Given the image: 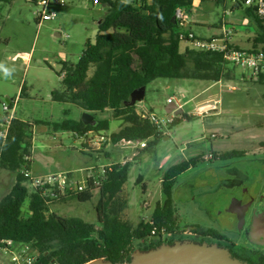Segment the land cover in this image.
<instances>
[{"label": "rangeland", "instance_id": "1", "mask_svg": "<svg viewBox=\"0 0 264 264\" xmlns=\"http://www.w3.org/2000/svg\"><path fill=\"white\" fill-rule=\"evenodd\" d=\"M65 1L66 7L58 8L55 20L40 25L36 21V7L27 0L2 2L0 63L12 72L5 77L0 71V112L3 103L18 98L16 116L26 123L61 122L65 119L85 123L108 120L110 130L105 133L112 135L123 126V121L114 118L112 110L86 112L77 105L52 99L54 91L63 90L59 75L61 62H78L87 43L96 40L99 33L97 21L107 13L106 8L93 5L90 0ZM227 9L233 10L232 0L227 2ZM224 11L223 3L214 5L208 2L193 11L191 20H201L202 16L214 23L224 17L227 22L236 19L238 29L243 31L239 34L244 33L245 36V29L240 26L245 12L240 10L224 16ZM240 44L242 48L249 49L244 41ZM186 46L182 42L181 50L185 51ZM233 67L230 65L233 78L223 80V88L217 85L208 89L213 82L201 80L157 79L148 85L145 99L136 104L138 112L152 114L162 122L165 137L132 163L125 186L129 200L125 215L133 226L144 219L149 220L156 204L164 200L162 179L167 169L192 157H199L197 165L177 178L173 194L179 233L183 236L184 232L194 234L195 227L207 228L208 217L217 214L222 202L228 200L226 197H250L263 188L264 84L258 78L253 79L251 70ZM169 99L174 103L180 102L182 106L187 103L184 111L194 118L169 114ZM215 101L220 102L218 110L199 114L198 105L202 107ZM173 117L179 119L178 123L163 125ZM32 143L35 154L32 168L37 177L67 172L83 182L92 168L107 165L110 159L121 162L139 156L135 149H120L113 144L104 145L101 151L87 150L83 141L76 139L72 132L55 133L48 126L42 129L35 126ZM232 151L243 152L244 156L223 161L211 155ZM140 176L148 185L146 193L142 184L137 183ZM12 183L13 175L0 171V202ZM24 185L34 192L29 180ZM98 202L99 193H96L89 202L58 200L51 203L50 208L51 212L62 216L97 223ZM29 203L30 198L26 200L25 209Z\"/></svg>", "mask_w": 264, "mask_h": 264}, {"label": "trees", "instance_id": "2", "mask_svg": "<svg viewBox=\"0 0 264 264\" xmlns=\"http://www.w3.org/2000/svg\"><path fill=\"white\" fill-rule=\"evenodd\" d=\"M194 1L152 0L151 3L139 4L136 0L130 3L125 0H101L107 13L98 24L96 40L87 43L76 64L61 62L62 72L59 75L63 90L54 91L52 99L77 105L86 112L112 110L114 118L123 121L120 130L111 135L113 142L122 139L148 141V146L140 150L133 161L141 158L165 136L163 129L148 118L150 114L138 112L136 104L124 105L132 92L142 87L147 89L157 79L218 83L233 78V70L223 55L189 48L181 51L182 41L173 18L178 8H184L191 14ZM226 1L216 0L219 4ZM235 6L239 7V4ZM245 15L257 31L250 52L264 49V22L252 8H247ZM258 81L264 84L263 72L259 74ZM183 117L194 118L185 112ZM178 121L175 117L170 126ZM35 126H48L55 133L72 132L81 136L110 130L108 120L85 123L65 119L29 124L16 118L5 143L0 140V171L13 175V183L0 202V240L31 245L41 253L39 264H88L100 258L129 264L135 251L157 248L163 244L164 238L178 234L180 228L173 199L174 188L177 178L197 165L199 157H192L167 169L162 179L164 200L156 204L149 220H142L136 227L125 215L129 204L125 186L133 161L125 166H114L106 173V179L98 190V222L88 223L80 218L51 212L49 199L36 188L30 192L24 185L28 179L23 170L32 171L33 161L27 162L26 157L33 154ZM211 155L225 161L243 157L244 153L232 151ZM143 180L140 176L137 183L142 184L146 193L148 185ZM95 195L96 189L78 195L69 194L59 201L85 203ZM28 198L30 203L25 209ZM194 231L205 233L199 228H194ZM151 238L158 239L159 243L148 247L145 242ZM174 243L171 241L168 244Z\"/></svg>", "mask_w": 264, "mask_h": 264}, {"label": "built area", "instance_id": "3", "mask_svg": "<svg viewBox=\"0 0 264 264\" xmlns=\"http://www.w3.org/2000/svg\"><path fill=\"white\" fill-rule=\"evenodd\" d=\"M36 7V21L38 25L43 22L53 21L58 16V8L66 7L65 0H27ZM93 5L102 6L101 0H90ZM139 4L151 3L152 0H136ZM234 4H239L246 8H252L256 11L258 17L264 22V0H232ZM190 12L184 8H178L175 13L177 32L182 42L191 45L192 49L201 52L219 53L223 55L224 60L236 67L245 70H251L253 79H257L259 74L264 71V49L257 52L245 51L237 48L233 43V30L228 26L223 27V34L218 38L204 39L198 37L190 30L191 16ZM68 39L69 36L67 35ZM11 59V57H9ZM13 60V59H12ZM232 90H237L231 87ZM171 104H176L182 107L180 102L174 103L173 99H169ZM18 98L9 103L2 104V112H0V140L5 143L10 132L13 121L17 118L16 106ZM220 102L216 101L213 104H208L198 108L199 114H204L207 111L218 110ZM148 118L151 122L162 128V122L154 115L150 114ZM174 120V117L167 120L163 125L168 126ZM76 139L82 140L84 149L101 151L103 146L113 144L120 149L132 148L138 151L145 149L148 146V141L127 140L122 139L118 142H113L111 135L105 132H89L84 135L74 134ZM137 156H135L136 158ZM134 158V159H135ZM212 158V156H211ZM210 158V159H211ZM133 158L124 159L119 162L111 160L107 165H101L91 169L85 180L78 181L73 174L67 172L51 173L44 176H35L32 171L23 170V174L31 182L34 188L39 190L43 197L49 199V203L55 200H61L67 195H78L84 192L96 189V193L103 181L106 179V173L111 171L116 165L125 166L132 162ZM26 161H34L32 157H26ZM89 179L91 181H89ZM155 234V232H153ZM189 234L188 232L185 233ZM0 264H39L41 253L36 251L31 245L16 243L13 240H0Z\"/></svg>", "mask_w": 264, "mask_h": 264}, {"label": "flooded vegetation", "instance_id": "4", "mask_svg": "<svg viewBox=\"0 0 264 264\" xmlns=\"http://www.w3.org/2000/svg\"><path fill=\"white\" fill-rule=\"evenodd\" d=\"M226 199L217 214L208 217L207 228L195 227L202 229L204 234L195 232L186 235L184 232L185 237L178 232L172 238H164L162 243L189 240L215 244L244 263L264 264V186L250 197L231 195ZM158 243V239L151 238L145 245L150 247Z\"/></svg>", "mask_w": 264, "mask_h": 264}, {"label": "water", "instance_id": "5", "mask_svg": "<svg viewBox=\"0 0 264 264\" xmlns=\"http://www.w3.org/2000/svg\"><path fill=\"white\" fill-rule=\"evenodd\" d=\"M173 24H176L175 17ZM146 96V87L135 90L131 93L128 103L125 106H133L143 101ZM169 114L175 116L183 115L184 110L176 104L167 109ZM88 264H128L113 263L100 258ZM129 264H247L234 258L227 249L218 245L207 243H196L193 241H176L174 244H162L161 246L148 250H137L133 253Z\"/></svg>", "mask_w": 264, "mask_h": 264}, {"label": "crops", "instance_id": "6", "mask_svg": "<svg viewBox=\"0 0 264 264\" xmlns=\"http://www.w3.org/2000/svg\"><path fill=\"white\" fill-rule=\"evenodd\" d=\"M135 1V0H132V2ZM211 3V4H219L216 2V0H206V1H201V0H195L194 3H193V9H192V12H191V17H192V14H193V11L197 10V9H201L203 7L204 4L206 3ZM227 2H229V0H227L226 2H224V16H227V15H231V13L233 14V12L235 11H243L245 12L246 11V7L244 6H241L239 5L238 6H235L237 4H234V2L232 1L233 3V10L232 11H228L227 9ZM1 6H2V1L0 0V9H1ZM102 7L105 8L104 5H102ZM201 20H191L190 22V30L192 32H194L198 37L200 38H204V39H210V38H218L220 36H222L223 34V27L224 26H228L230 27V29L233 30V40H232V43L239 49L241 50H245V51H251L253 50V46H254V39L255 37L257 36V31H256V27L254 26V24H252L249 20V18H247L246 16H244L242 18V21H241V25L240 26H243V28L245 29V36H244V33L243 34H239V31L241 29H238L237 25H238V21L235 19L233 22L229 21L227 22V19L224 17V18H221V20L217 23H214V22H210V21H207L202 17ZM100 23V20L97 21V25ZM198 30L197 32L195 30ZM240 32H243V31H240ZM57 36L61 37V34L57 33ZM238 38V40L236 41V39ZM246 43L248 46H249V49H244L242 48L241 44L240 43ZM185 43V42H184ZM187 46H186V49H192L190 48L189 44L188 43H185ZM182 51V50H181ZM184 52V51H182ZM82 55V54H81ZM63 62V61H62ZM263 74H264V71H263ZM217 85H220L222 88V81L221 82H218V83H213L212 87L210 86V88L208 89H212L213 87L217 86ZM216 102V101H215ZM172 105V104H171ZM188 104L187 103H184L182 107H179V108H182L183 110L186 108ZM199 106L201 105H198V108ZM185 112V111H184ZM18 118V117H17ZM19 119V118H18ZM42 127L44 128L45 126H40V127H37L38 129H42ZM74 150H76L74 148ZM34 151H33V159H34ZM32 172H33V168L31 169ZM0 259L4 260L1 256H0Z\"/></svg>", "mask_w": 264, "mask_h": 264}, {"label": "clouds", "instance_id": "7", "mask_svg": "<svg viewBox=\"0 0 264 264\" xmlns=\"http://www.w3.org/2000/svg\"><path fill=\"white\" fill-rule=\"evenodd\" d=\"M0 71H3V73L5 74V77L10 76L12 69H9L7 67H5L4 64L0 63Z\"/></svg>", "mask_w": 264, "mask_h": 264}]
</instances>
